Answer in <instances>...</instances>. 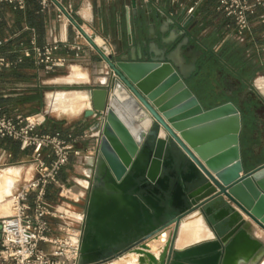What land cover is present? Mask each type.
<instances>
[{"label":"water","instance_id":"water-1","mask_svg":"<svg viewBox=\"0 0 264 264\" xmlns=\"http://www.w3.org/2000/svg\"><path fill=\"white\" fill-rule=\"evenodd\" d=\"M146 35L124 54L97 49L113 80L88 93L84 112L97 118L100 135L79 263L131 254L136 264H255L264 245L248 227L264 233V165L240 176L250 165L240 140L244 111L232 101H200L191 85H201L202 66L181 58L176 45H158L150 28ZM116 101L138 130L121 120ZM192 214L212 238L177 249L180 222ZM168 230L151 251L148 243Z\"/></svg>","mask_w":264,"mask_h":264},{"label":"crops","instance_id":"crops-1","mask_svg":"<svg viewBox=\"0 0 264 264\" xmlns=\"http://www.w3.org/2000/svg\"><path fill=\"white\" fill-rule=\"evenodd\" d=\"M218 3L219 0H50L47 8L42 10L40 0H25L23 11H15L3 4L0 9V56L21 62L11 70L0 71V109L12 118H43L44 122L37 130L40 134L64 137L68 133L82 134L96 127V117H84L87 109L75 115L72 121L52 118L51 113L74 116L63 111L51 112L49 96L51 93L72 92L61 88L52 89V84H80L85 87L83 92L87 94L94 89L110 87L113 78L98 50L95 47L94 50L84 48L80 60L72 61L70 66L52 75L43 74L35 64L34 56L25 57L23 52L29 47L31 39L39 47L51 42L58 46L72 44L71 27L65 20L57 21L55 8L57 5L71 6L86 30L105 43L112 55L124 54L129 44L135 45L141 38L146 39L147 28H150L151 37L158 45L165 48L176 45L181 58L201 65V85H191L196 97L205 103L206 99L213 102L232 101L244 111L240 140L250 165L240 174L242 176L264 165V53L261 51L264 47V22L259 19L264 15V10L257 8L249 15V29L238 37L233 20L216 10ZM192 6L194 11L187 16L186 10ZM64 73L67 75L55 77ZM81 113L83 117L79 118ZM80 147L84 151V164L80 167L82 172L75 170L77 166H73L74 159H71L60 172L59 181L65 186L71 181L75 182L82 190L88 191L85 187L91 184L95 156L87 152L93 151V147L89 148L84 143ZM15 168L20 173L9 175L13 182L9 195L13 188L32 176L33 164L29 151L21 152L17 142L2 139L0 175ZM56 192L54 186L48 189V203L53 204L56 200ZM64 195L70 199L78 197L75 201L69 200L70 203L62 204L63 209L67 208L66 214L74 220L77 218L75 212L85 209L86 204L77 206L82 199L78 189L66 191ZM208 231L210 236L202 241L212 238L209 228ZM256 234H252L253 238L264 245V233ZM197 243L199 241L187 246ZM263 263L264 256H260L255 264Z\"/></svg>","mask_w":264,"mask_h":264},{"label":"built area","instance_id":"built-area-1","mask_svg":"<svg viewBox=\"0 0 264 264\" xmlns=\"http://www.w3.org/2000/svg\"><path fill=\"white\" fill-rule=\"evenodd\" d=\"M49 2L40 0L41 9H46ZM3 4L15 11L25 9V0H0V9ZM55 8L57 21L65 20L71 27L73 43L58 46L51 42L39 47L31 39L29 47L23 51L24 56L32 54L43 74H55L70 66L72 61L80 60L84 48L94 50L95 47L104 56L110 54L105 43L102 42V47L95 43L96 37L76 18L77 13L71 6L57 5ZM257 8L264 10V0H219L216 10L233 20L236 35L241 37L249 29V15ZM193 11L194 6L186 10V15H192ZM259 19L264 22V15ZM261 51L264 53V47ZM20 62L0 56V71L11 70ZM103 118L101 114L98 120L102 122ZM43 122L44 119L37 116L8 117L0 109V140L17 142L21 152H30L33 164L32 176L13 188L8 196L12 203L11 214L0 218V264H80L85 209L76 212L77 218L73 220L67 216V208L48 203L46 197L48 189L54 186L56 200H70L64 195L67 186L59 181L60 172L71 159L82 157L84 151L80 145L93 138L95 147L87 152L95 156L100 131L95 127L64 137L40 134L37 130Z\"/></svg>","mask_w":264,"mask_h":264},{"label":"bare ground","instance_id":"bare-ground-1","mask_svg":"<svg viewBox=\"0 0 264 264\" xmlns=\"http://www.w3.org/2000/svg\"><path fill=\"white\" fill-rule=\"evenodd\" d=\"M95 42L98 46L102 47V43L99 39L96 38ZM75 71L78 72L77 69H75ZM76 75L79 76L80 73H76ZM116 94L118 98L127 106L128 112L133 114L134 109L130 108L127 104L129 102L127 96L122 94L119 90L116 91ZM88 106L90 108L89 97L88 94L83 91L64 92L61 94L51 93L49 96V107L51 112L64 111L67 114L75 115L78 114L82 109H88ZM113 107L121 120L127 126H129L132 131L138 130L140 125H133L132 123H130L128 113L121 108L117 101L113 104ZM12 173H16L18 175L20 173V170L18 168L9 169L7 173L0 175V211L3 215L6 214L7 216L11 214L12 203L9 198H7V200H5V198L9 195L11 191V185L13 184L12 179L9 176ZM73 200H77V198ZM248 229L255 236L257 235L256 233L261 234V232L257 231V229L253 226H249ZM208 236H210L209 231L202 218L199 215L192 214L187 216L180 222L175 246L177 249H183V247L187 246L188 244L196 241L200 242V240L202 241V239H205ZM168 237L169 230L166 231L165 235H163L159 241L149 242L148 246L151 251H155L158 247L165 243ZM108 264H136V257L134 255L127 254L125 256L114 259Z\"/></svg>","mask_w":264,"mask_h":264},{"label":"rangeland","instance_id":"rangeland-1","mask_svg":"<svg viewBox=\"0 0 264 264\" xmlns=\"http://www.w3.org/2000/svg\"><path fill=\"white\" fill-rule=\"evenodd\" d=\"M65 75H67V74H61V75H58V76H55V77H62V76H65ZM55 77H52V79L53 78H55ZM78 81H80V82H82L81 80H78ZM51 88L52 89H59V88H61L62 90H64V91H73V90H77V91H84V89H85V87L84 86H82V85H80V84H74V85H53L52 84V86H51ZM82 110H84V109H82ZM81 110V111H82ZM80 111V112H81ZM62 112V111H61ZM64 112V111H63ZM79 112V113H80ZM78 113V114H79ZM65 114H67V113H65ZM68 115H70V116H74V117H69V116H64V115H57L56 113H51V117L52 118H59L60 120H66V122H68V121H72V120H75L74 118H75V115H77V114H75V115H72V114H68ZM79 116V118H82L83 117V114L81 113L80 115H78ZM96 144V140H95V138H93V139H90L89 141H87L86 143H84V145H87L89 148H91V147H93L94 148V145ZM92 151V150H91ZM81 164H84V159H82V157L81 158H78V159H74L73 160V166H77V168H75V170L77 171V172H79V173H81L82 172V168H80L81 167ZM72 166V169L74 168ZM80 177L81 176H79V179H80ZM87 184V183H86ZM70 188V189H69ZM74 189H78L79 190V192L81 193V196H82V199H80V201H79V203H78V207H80V206H85V204H86V200H87V195H88V191H84V190H82L81 189V187H79L77 184H75V182H70V184L67 186V192H72ZM65 191V192H66ZM78 198V197H77ZM73 200V199H72ZM75 201V200H74ZM70 203V201L69 200H67V199H59V200H55L54 202H53V204H55V205H59V206H61L63 203ZM75 206V205H74ZM62 207V206H61ZM76 213V212H75ZM2 216H7L6 214H2V212L0 211V217H2ZM110 261H112V260H110ZM110 261H108V262H110ZM108 262H106V263H108ZM105 264V263H104ZM264 264V263H263Z\"/></svg>","mask_w":264,"mask_h":264}]
</instances>
